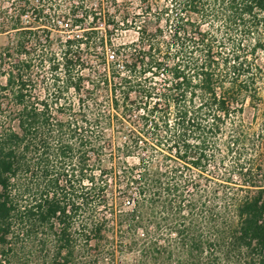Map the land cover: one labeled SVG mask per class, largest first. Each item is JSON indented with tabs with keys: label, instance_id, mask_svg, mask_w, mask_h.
<instances>
[{
	"label": "trees",
	"instance_id": "trees-1",
	"mask_svg": "<svg viewBox=\"0 0 264 264\" xmlns=\"http://www.w3.org/2000/svg\"><path fill=\"white\" fill-rule=\"evenodd\" d=\"M0 36V264H264V0H0Z\"/></svg>",
	"mask_w": 264,
	"mask_h": 264
},
{
	"label": "rangeland",
	"instance_id": "rangeland-1",
	"mask_svg": "<svg viewBox=\"0 0 264 264\" xmlns=\"http://www.w3.org/2000/svg\"><path fill=\"white\" fill-rule=\"evenodd\" d=\"M137 3H134V5L136 6ZM7 4H4V6H6ZM136 35L135 33H133L132 31H126V32H122V34L120 36L117 37L116 42L117 43H122V42H129L133 39H135ZM7 37L6 36H0V45L6 43L7 41ZM0 81L3 83L4 80L0 79ZM263 168H264V161H263Z\"/></svg>",
	"mask_w": 264,
	"mask_h": 264
}]
</instances>
